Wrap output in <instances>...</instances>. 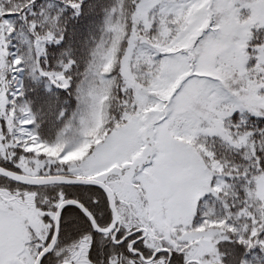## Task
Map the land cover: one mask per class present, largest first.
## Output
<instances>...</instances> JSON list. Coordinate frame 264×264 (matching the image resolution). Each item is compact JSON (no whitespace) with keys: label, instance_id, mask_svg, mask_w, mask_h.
Instances as JSON below:
<instances>
[{"label":"snow or ice","instance_id":"1","mask_svg":"<svg viewBox=\"0 0 264 264\" xmlns=\"http://www.w3.org/2000/svg\"><path fill=\"white\" fill-rule=\"evenodd\" d=\"M82 14L102 18L80 110L34 114L17 74L70 89ZM256 246L264 0H0V264H250Z\"/></svg>","mask_w":264,"mask_h":264},{"label":"trees","instance_id":"2","mask_svg":"<svg viewBox=\"0 0 264 264\" xmlns=\"http://www.w3.org/2000/svg\"><path fill=\"white\" fill-rule=\"evenodd\" d=\"M45 1L43 0V3L45 4ZM55 3V0H50ZM41 2V0H38V4ZM92 3H98L103 4L104 6H109L113 0H90ZM54 7V6H52ZM102 16L101 15H94L93 17H85L81 16V18L78 19H69L68 20V27L70 31H74L76 36L75 39H79L80 43L76 45V52L75 55L78 59V63L76 66H74L72 70L73 74V83L72 87L70 89H59L55 86L46 87L42 81H35L30 82V80L23 79V88L25 90V100L29 103L30 108L34 114L37 113L38 106L42 103V101L46 100L49 96H55L58 99V104L56 107V113L57 115L59 112L63 111L65 118H68L71 113L75 110L76 107V98H75V87L76 84L79 82L80 78L82 77L87 61L89 59V47L88 45L91 44L92 37L98 36V31H93L91 36H89V32L87 31V28L92 23H98L100 22ZM87 40L88 44L85 45L84 41ZM43 61V58H42ZM37 123L40 124V132L42 135L48 134V128L49 125L45 123L40 122V117L37 115L36 117ZM62 126V123L61 125ZM54 135V132H53ZM70 207V206H68ZM243 254V253H242Z\"/></svg>","mask_w":264,"mask_h":264},{"label":"rangeland","instance_id":"3","mask_svg":"<svg viewBox=\"0 0 264 264\" xmlns=\"http://www.w3.org/2000/svg\"><path fill=\"white\" fill-rule=\"evenodd\" d=\"M54 4L55 3L53 1H50V0L45 1V5L50 6V10H51V7L54 6ZM17 75L19 76V80L22 83H23V79L27 78L28 80H30V82L31 81L32 82L42 81L44 83V85L48 88L52 86L45 78L39 77L38 75L33 76V75L27 74V73H18ZM82 78H83V75L80 78V80ZM80 80H79V82H80ZM78 83L76 84V87L74 89L75 98L77 101L76 107H75V110L71 113V115L69 117H72L74 114H76L80 110V104H79L78 97H77V85H78ZM82 155H83V149L81 151H77L74 154L66 157V159H78ZM246 259L250 262V264H264V250H262L261 247L256 246L253 249H251L250 252H248L246 254Z\"/></svg>","mask_w":264,"mask_h":264},{"label":"flooded vegetation","instance_id":"4","mask_svg":"<svg viewBox=\"0 0 264 264\" xmlns=\"http://www.w3.org/2000/svg\"><path fill=\"white\" fill-rule=\"evenodd\" d=\"M71 207V206H70ZM78 211V210H77Z\"/></svg>","mask_w":264,"mask_h":264}]
</instances>
